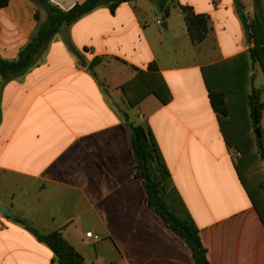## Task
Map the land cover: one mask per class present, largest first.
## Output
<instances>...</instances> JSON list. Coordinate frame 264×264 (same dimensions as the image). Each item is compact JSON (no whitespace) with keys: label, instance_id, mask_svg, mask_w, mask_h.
<instances>
[{"label":"crops","instance_id":"obj_1","mask_svg":"<svg viewBox=\"0 0 264 264\" xmlns=\"http://www.w3.org/2000/svg\"><path fill=\"white\" fill-rule=\"evenodd\" d=\"M48 1L69 11L86 0ZM241 3L248 24L257 22L248 38L234 0H177L166 21L149 0L114 14L101 7L63 29L28 73L8 83L0 77V208L11 214L0 210V264H56L13 218L43 234L61 232L84 264H195L149 206L124 114L152 131L209 264H264V224L204 79V71L216 76L217 66L248 54L247 89L262 90L264 103V72L249 56L264 48V0ZM182 8L209 21L198 45ZM47 18L30 0H10L0 9V56L16 60ZM152 65L173 99L164 105L149 95L131 107L122 87Z\"/></svg>","mask_w":264,"mask_h":264},{"label":"trees","instance_id":"obj_2","mask_svg":"<svg viewBox=\"0 0 264 264\" xmlns=\"http://www.w3.org/2000/svg\"><path fill=\"white\" fill-rule=\"evenodd\" d=\"M30 1L42 7L47 12L48 18L39 26L35 36L22 49L16 60L9 61L0 56V77L4 83L22 77L33 69L52 40L62 33L63 29H68L101 7H107L114 14L119 6L133 0H86L69 11L59 9L48 0ZM149 1L155 4L157 16L166 21L170 17L171 4L177 0ZM9 2L10 0H0V9L7 7ZM234 3L248 38L249 31L255 32L257 22L248 24L241 0H234ZM182 11L191 40L195 45L200 44L210 30L207 17L195 15L189 8H182ZM64 41L68 49L79 56L68 35L64 36ZM249 56L252 62L260 63L264 72V48L250 50ZM216 68L218 70L216 76H208L204 71L211 105L217 113L227 146L235 149L240 155L235 164L237 174L264 224V181L259 180L257 174L264 164V128L261 126L264 111L263 92L259 89L251 91L247 89L248 54L229 60ZM156 72L155 66L152 65L148 73L139 72L133 81L122 87L131 107L137 106L149 95L156 96L164 105L172 101L173 97L169 88ZM101 86L103 87L102 84ZM132 86H135L134 91L137 92L135 98H132L128 91V88ZM124 118L131 130V143L137 158L138 177L145 183L149 206L165 225L188 245L195 264H209L198 227L172 182L152 131L143 126L134 125L125 114ZM13 221L22 225L53 252V263L84 264L81 254L66 242L61 232L43 234L25 220L13 218Z\"/></svg>","mask_w":264,"mask_h":264},{"label":"rangeland","instance_id":"obj_3","mask_svg":"<svg viewBox=\"0 0 264 264\" xmlns=\"http://www.w3.org/2000/svg\"><path fill=\"white\" fill-rule=\"evenodd\" d=\"M259 180L264 181V164L261 169L258 170Z\"/></svg>","mask_w":264,"mask_h":264},{"label":"water","instance_id":"obj_4","mask_svg":"<svg viewBox=\"0 0 264 264\" xmlns=\"http://www.w3.org/2000/svg\"><path fill=\"white\" fill-rule=\"evenodd\" d=\"M166 27H167V25L164 24L163 25V28H166ZM0 210H1V212H3L4 214H6L7 216H11V214L8 212V210L5 207L1 206Z\"/></svg>","mask_w":264,"mask_h":264},{"label":"built area","instance_id":"obj_5","mask_svg":"<svg viewBox=\"0 0 264 264\" xmlns=\"http://www.w3.org/2000/svg\"><path fill=\"white\" fill-rule=\"evenodd\" d=\"M240 156V155H239ZM95 239H98L97 237Z\"/></svg>","mask_w":264,"mask_h":264}]
</instances>
